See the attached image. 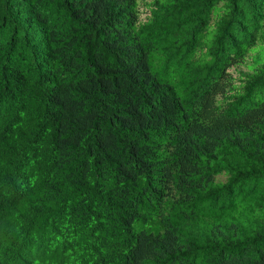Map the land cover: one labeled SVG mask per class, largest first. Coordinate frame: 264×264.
<instances>
[{"label":"trees","instance_id":"16d2710c","mask_svg":"<svg viewBox=\"0 0 264 264\" xmlns=\"http://www.w3.org/2000/svg\"><path fill=\"white\" fill-rule=\"evenodd\" d=\"M0 264H264V0H0Z\"/></svg>","mask_w":264,"mask_h":264},{"label":"rangeland","instance_id":"374dc122","mask_svg":"<svg viewBox=\"0 0 264 264\" xmlns=\"http://www.w3.org/2000/svg\"><path fill=\"white\" fill-rule=\"evenodd\" d=\"M142 13H143V14L141 15V17H144V15H145V14H144V13H145V11H143Z\"/></svg>","mask_w":264,"mask_h":264}]
</instances>
